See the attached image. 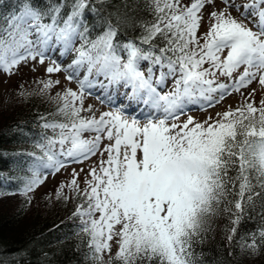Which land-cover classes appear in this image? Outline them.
<instances>
[{"label":"snow or ice","instance_id":"snow-or-ice-1","mask_svg":"<svg viewBox=\"0 0 264 264\" xmlns=\"http://www.w3.org/2000/svg\"><path fill=\"white\" fill-rule=\"evenodd\" d=\"M104 9L105 0H16L0 15V75L32 63L47 77L35 81L38 95L61 85L55 74L76 86L49 96L57 107L39 117L20 187L0 195L23 196L28 210L49 176L91 161L53 192L58 203L78 201L70 219L79 220L90 264H197L193 245L221 203L229 245L259 203L261 226L239 242L240 257L257 255L264 95L257 104V88L243 90L264 93V0H126L122 11ZM129 27L140 29L135 40L121 35ZM18 88L21 98L33 95ZM234 93L242 97L234 108L202 120L188 114ZM88 96L108 110L86 106Z\"/></svg>","mask_w":264,"mask_h":264},{"label":"trees","instance_id":"trees-1","mask_svg":"<svg viewBox=\"0 0 264 264\" xmlns=\"http://www.w3.org/2000/svg\"><path fill=\"white\" fill-rule=\"evenodd\" d=\"M125 2L105 0L104 14L122 11ZM15 3L16 0H0V15L9 12ZM139 14L151 19L143 10ZM121 35L125 40H135L140 29H122ZM23 75L21 72L12 76V88L0 98V192H14L20 187L24 177L20 162L26 159V153L35 150L32 141L42 131L37 126L39 117L56 110L57 104L49 96L63 91L54 88L51 93L40 96L35 81L44 79L41 74L28 78ZM19 85L33 95L27 99L18 96ZM54 189L49 187L45 193H33L35 199L28 210H22L23 196L0 195V264H90L85 259L87 246L84 234L78 231L79 220L70 219L78 201L58 203ZM46 196L51 197V203ZM224 207L221 203L216 213L207 218L202 242L193 245L197 264H264V246L255 256L240 257L239 254L241 237L261 226L259 203L247 210L231 245L227 240L231 224ZM229 251L233 252L232 256L228 255Z\"/></svg>","mask_w":264,"mask_h":264},{"label":"rangeland","instance_id":"rangeland-1","mask_svg":"<svg viewBox=\"0 0 264 264\" xmlns=\"http://www.w3.org/2000/svg\"><path fill=\"white\" fill-rule=\"evenodd\" d=\"M203 30L204 29H201V31H203ZM32 67H33L32 63H29L27 66H22L18 73H21V72L24 73L23 76L25 78L32 77V76H34V74H38V73L41 74V77H43L44 79L47 78L44 75V66H40L38 64L35 65L36 71H32ZM12 79H13L12 77L9 79L3 75H0V98H1V95L7 93L12 88V85H13V82L11 81ZM52 79H54V80L59 79L61 81V85L59 87H56L58 89H63L64 87H71V88L75 89V87H76L74 83L68 84L66 81H64L63 80V74H55L52 77ZM253 87L257 88V95H256L255 99H256V102L258 104L261 95H264V93H260L257 85L253 84L249 87V89L243 90V91H245V93H247V91H250L251 88H253ZM167 90L168 89H165V91H167ZM241 100H242V97L239 95V93H234L233 95L226 97V99L220 105H217L215 108H209L203 112H198L195 109H193L188 114L194 116L197 120H202V119L207 118L209 115L215 116V114L217 112H222V111L226 110L229 106H232L233 108L236 107L241 102ZM88 104H91L96 108H100L101 111H107L108 110L107 108L101 107L99 105V103L95 100V98L92 96L86 97L85 105L87 106ZM185 118L186 117H181V120H183ZM86 138H87V136H86ZM93 160H95V158H93ZM88 163H91V161ZM88 163H85L84 165L73 164V165H70L68 168L62 170L55 177L49 176L46 183L42 187H40L36 191V193L37 194L45 193V191L47 189H49V187H55L56 188L60 182H66L67 180H69L71 178L70 174H71L73 168H75L76 170H79V168H81V167H84L85 169H87ZM82 178L83 177L81 176V179Z\"/></svg>","mask_w":264,"mask_h":264}]
</instances>
